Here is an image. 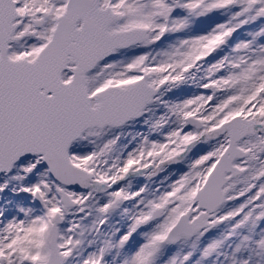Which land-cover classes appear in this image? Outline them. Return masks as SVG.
<instances>
[{
  "label": "snow or ice",
  "instance_id": "6c2138e0",
  "mask_svg": "<svg viewBox=\"0 0 264 264\" xmlns=\"http://www.w3.org/2000/svg\"><path fill=\"white\" fill-rule=\"evenodd\" d=\"M0 264H264V0H0Z\"/></svg>",
  "mask_w": 264,
  "mask_h": 264
}]
</instances>
